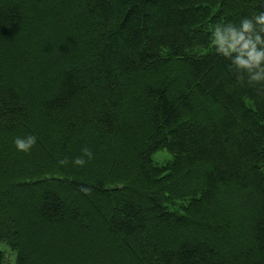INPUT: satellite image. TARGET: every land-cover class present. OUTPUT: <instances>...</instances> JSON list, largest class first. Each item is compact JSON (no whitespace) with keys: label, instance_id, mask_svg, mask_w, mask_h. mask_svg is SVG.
Returning <instances> with one entry per match:
<instances>
[{"label":"trees","instance_id":"16d2710c","mask_svg":"<svg viewBox=\"0 0 264 264\" xmlns=\"http://www.w3.org/2000/svg\"><path fill=\"white\" fill-rule=\"evenodd\" d=\"M260 13L0 0V264H264V82L211 43Z\"/></svg>","mask_w":264,"mask_h":264},{"label":"clouds","instance_id":"9594fccd","mask_svg":"<svg viewBox=\"0 0 264 264\" xmlns=\"http://www.w3.org/2000/svg\"><path fill=\"white\" fill-rule=\"evenodd\" d=\"M260 26L257 30L256 26ZM211 43L215 51L230 58V67L246 72L250 83L264 82V13L256 15L253 19L242 18L239 26L228 23L216 25L212 30ZM37 138L28 135L25 138H16L13 143L17 152L27 153L35 144ZM92 153L85 148L83 156L73 160V164L83 166ZM66 163L65 160L59 161Z\"/></svg>","mask_w":264,"mask_h":264},{"label":"rangeland","instance_id":"374dc122","mask_svg":"<svg viewBox=\"0 0 264 264\" xmlns=\"http://www.w3.org/2000/svg\"><path fill=\"white\" fill-rule=\"evenodd\" d=\"M166 157H167V156L164 155L163 153H156V154L153 155V158H154V160H155L157 163H161ZM0 248L3 249V251H4V253H5V256L7 257V260H8V262L10 263V262L12 261V258H13L14 256H12V254H11L10 251L5 250V249H7L6 247L0 245Z\"/></svg>","mask_w":264,"mask_h":264}]
</instances>
